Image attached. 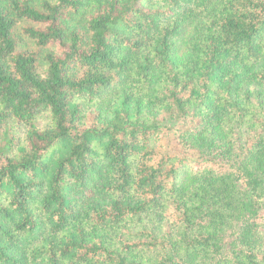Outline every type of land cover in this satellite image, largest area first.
<instances>
[{"label":"trees","instance_id":"1","mask_svg":"<svg viewBox=\"0 0 264 264\" xmlns=\"http://www.w3.org/2000/svg\"><path fill=\"white\" fill-rule=\"evenodd\" d=\"M0 264H264V0H0Z\"/></svg>","mask_w":264,"mask_h":264},{"label":"rangeland","instance_id":"2","mask_svg":"<svg viewBox=\"0 0 264 264\" xmlns=\"http://www.w3.org/2000/svg\"><path fill=\"white\" fill-rule=\"evenodd\" d=\"M23 24V23H20V25ZM20 48L21 49H26V50H29V51H33L35 50V46L33 45V43H31V41H29L28 39H23L20 43ZM41 55V54H40Z\"/></svg>","mask_w":264,"mask_h":264}]
</instances>
